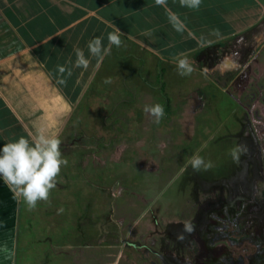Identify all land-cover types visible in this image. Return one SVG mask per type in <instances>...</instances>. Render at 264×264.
Instances as JSON below:
<instances>
[{
	"label": "crops",
	"instance_id": "0c3cea01",
	"mask_svg": "<svg viewBox=\"0 0 264 264\" xmlns=\"http://www.w3.org/2000/svg\"><path fill=\"white\" fill-rule=\"evenodd\" d=\"M169 13L183 22V31L173 27ZM116 28L123 33L122 45L112 46L98 64L90 56L88 42L102 37L107 47L108 34ZM214 29L219 30V37L210 34ZM201 38L215 42L201 46ZM223 41H232V46L235 41H264V0H202L199 9L182 7L180 0H167L166 8L157 6L155 0H0V148L20 136L35 135L41 127L48 134L58 133L61 141L68 127L77 134L80 127H91L94 141L106 143L128 141L133 127L149 129L151 125V133L160 135L158 141L171 143L182 138L185 164L197 153L212 163L219 151L226 149L223 167L232 166L233 171L224 178L223 187L215 186L218 181L211 180L209 170L195 172L190 165L184 174L188 178L185 184L191 185L192 178L214 183L212 193L200 190V204L192 205L193 225L202 218L207 221L201 207L211 204L215 205L208 212L211 221L235 220L240 209L229 200L250 185L248 177L255 174V159L263 158L264 144L250 155L246 149L239 161H234L231 150L236 146L228 145V137L234 136L229 131L243 125L248 113L238 100L234 104L241 117L232 115L230 120L213 112L197 121L192 116L193 110L217 106L202 102L199 93L219 95L218 104L224 94L234 97L227 88L237 89L235 78L241 68V73L246 72L241 61L249 62L254 56L246 53L243 58L237 50L220 56L204 51L222 47ZM77 48L91 61L87 70L73 66ZM181 56H187L194 67L190 75L177 72L174 58ZM225 58L238 67L221 72L217 65ZM58 66L71 69V76L65 73L63 77L66 85L56 82ZM108 78L111 83L105 84ZM192 78L197 79L195 83ZM224 79H228L226 88L221 84ZM154 104L164 107L159 124L143 110ZM185 110L192 118L181 116ZM249 132L247 127L238 138L251 142ZM212 134L214 138H210ZM208 140L217 149L215 155L207 153L210 148L197 145ZM191 190L195 194V187ZM22 204L23 199H14L0 179V246L6 244L10 250L8 258L0 253V264H17ZM49 215L43 217L53 216ZM219 229L213 225V232L205 233L207 242ZM188 247H193L192 243Z\"/></svg>",
	"mask_w": 264,
	"mask_h": 264
},
{
	"label": "rangeland",
	"instance_id": "374dc122",
	"mask_svg": "<svg viewBox=\"0 0 264 264\" xmlns=\"http://www.w3.org/2000/svg\"><path fill=\"white\" fill-rule=\"evenodd\" d=\"M231 43L223 41L222 47L220 44L204 51L220 56L237 50L243 58L247 57L246 53L254 55L247 63L241 61L246 72L241 73V68L235 78L237 89L227 88L236 98L224 94L218 104L219 95L199 93L202 102L217 106L212 110H193L192 116L197 121L213 112L230 120L236 115L241 117L234 104V100H238L248 113L243 125L229 131L234 136H229L227 142L231 147L244 145L250 155L264 144V41H235L234 46ZM192 79V83L197 80ZM227 80L221 82L223 87ZM185 114L186 118L190 116L188 110L181 116ZM247 127L253 138L251 142L238 138ZM147 128L133 127L129 132L132 139L128 141L97 143L91 136V127H80L79 134L68 127L60 146L68 164L62 166L49 201L38 202L31 211L24 202L22 204L17 264L264 262V162L255 159V174L248 177L249 187H252L249 201L235 220L211 221L208 212L215 205L202 206L207 221L202 218L195 223L199 228L197 232L183 233L184 239L179 240L177 235L183 231L184 223L192 219L189 214L192 205L203 196L200 190L212 193L214 183L203 182L207 184L203 188L200 179L192 178L191 185L186 186L187 170L181 171L186 160L182 138L171 143L158 141L160 135L151 133V125ZM210 138H214V134ZM249 144L252 146L248 149ZM197 145L210 148L207 150L210 156L217 153L211 140ZM227 156L226 149H221L211 163L213 167L208 169L211 180L218 181L215 186L223 187L224 178L230 177L233 171L232 166L223 167ZM48 213L53 216L43 217ZM213 225L220 229L207 242L205 233L211 234ZM190 237L193 238L189 241ZM190 243L193 247H188Z\"/></svg>",
	"mask_w": 264,
	"mask_h": 264
},
{
	"label": "clouds",
	"instance_id": "9594fccd",
	"mask_svg": "<svg viewBox=\"0 0 264 264\" xmlns=\"http://www.w3.org/2000/svg\"><path fill=\"white\" fill-rule=\"evenodd\" d=\"M202 0H180L182 7L190 9H199ZM157 6L167 7V0H155ZM169 21L177 31H183V22L175 14L169 13ZM150 34V33H145ZM211 35L219 37V30H212ZM121 35L123 33L116 28L114 32L108 34V46L105 47L102 37H94L88 42V50L91 57L97 59V63L103 61L106 55L111 52V47H120L122 45ZM215 41L204 40L201 38V46H211ZM75 68L87 70L91 61L86 58L83 50L77 48ZM176 69L179 75H190L194 71L193 65L187 59V56L174 58ZM221 72L233 70L238 64L230 58H225L217 65ZM60 78L57 84L66 85L67 80L64 74L71 76V69L64 66H58ZM105 84L111 83V79H105ZM144 112L153 118V122L159 124L164 117V107L161 104L145 105ZM61 139L58 133L48 134L43 127L39 128L35 135L28 137L20 136L13 142H8L0 148V179L7 185L13 193L14 199H23L29 211L37 207L38 202H48L51 190L56 187L57 177L61 172L62 166H67V159L62 157ZM246 151L244 145H237L231 150L234 161H239V156ZM193 171H207L213 165L211 162H205L204 158L198 153L190 157L181 171H186L188 166ZM62 211V209L60 210ZM195 230L194 225L190 221H186L183 225V231L177 235V239L183 240V233H192ZM0 253L5 258L10 255L7 245L0 246Z\"/></svg>",
	"mask_w": 264,
	"mask_h": 264
},
{
	"label": "flooded vegetation",
	"instance_id": "af4514ba",
	"mask_svg": "<svg viewBox=\"0 0 264 264\" xmlns=\"http://www.w3.org/2000/svg\"><path fill=\"white\" fill-rule=\"evenodd\" d=\"M252 146V144H249V146L247 147L248 149ZM257 160V159H256ZM262 162H264V151H263V158H262ZM203 188L204 186H206L207 184L203 185V183H199ZM218 185V184H217ZM254 186V185H253ZM250 188L252 187H247V188H243L241 189L237 194L235 193L232 197V199L229 200L230 203H232L234 205L235 209H242V206H244L246 204V201L248 200L249 196H250ZM255 188V186L253 187ZM242 195L246 196V198H241ZM249 201V200H248ZM195 230L192 233H195L198 231L199 228H197V224L194 225ZM203 259V258H202ZM201 259V262L203 261Z\"/></svg>",
	"mask_w": 264,
	"mask_h": 264
},
{
	"label": "trees",
	"instance_id": "16d2710c",
	"mask_svg": "<svg viewBox=\"0 0 264 264\" xmlns=\"http://www.w3.org/2000/svg\"><path fill=\"white\" fill-rule=\"evenodd\" d=\"M234 237H232V239H233ZM261 264H264V262H262Z\"/></svg>",
	"mask_w": 264,
	"mask_h": 264
}]
</instances>
